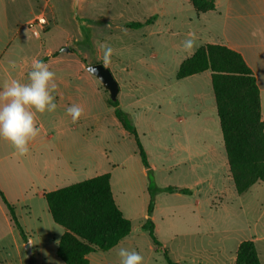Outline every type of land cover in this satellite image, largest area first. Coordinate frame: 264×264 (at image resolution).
I'll list each match as a JSON object with an SVG mask.
<instances>
[{"label": "rangeland", "instance_id": "rangeland-1", "mask_svg": "<svg viewBox=\"0 0 264 264\" xmlns=\"http://www.w3.org/2000/svg\"><path fill=\"white\" fill-rule=\"evenodd\" d=\"M68 5L67 0H0V67L3 64L5 68H0V87L7 83V71L14 77L18 73L20 81L27 82V65L34 58L58 62L50 70L56 76H66L68 81L66 94L58 97L54 93L56 111L38 114L37 121L40 135L45 129L55 133L50 132L54 124L65 127L60 136L67 144L62 179L48 181L45 177L48 174L43 163L50 150L47 143L30 148L27 156L16 154L13 159L3 160L0 190L15 207L28 242L11 223L0 197L1 260L9 264H64L56 250L65 230L53 221L44 194L109 172L120 207L132 223V233L110 251L91 254V264H120V247L135 249L144 257L143 264H167L163 252L157 250L143 228L151 191L165 186L186 187L194 192L186 200L166 199L164 192L154 196L159 206L154 214L155 234L170 258L182 264H230L228 252L233 245L226 242L221 231L235 229L238 239H249L251 234L264 236V183L238 195L228 181L231 176L225 172V163L207 158L205 164L177 166L178 159L170 150L177 136L171 125L170 117L176 109L171 101L176 104L177 96L186 93L192 103L190 87L176 77L181 61L189 56L182 42L195 32H201L202 44L222 38L223 32H203L207 23L209 26L215 21L211 19L214 16L198 14L190 0H86L83 13L104 22L95 27L93 59L89 49L79 44L80 38L67 16ZM38 15L44 16L48 24L36 37L29 25ZM148 20L151 23L140 29L127 27L130 22ZM263 23L249 22L251 27ZM101 43L115 50L107 68L119 83L122 111L132 120L145 150L151 153L155 168L147 174L134 137L122 127L115 108L107 104L109 91L88 71L93 64H103L98 50ZM66 47L71 51L63 52ZM258 59L256 65L262 61ZM10 62H15V68ZM256 71L264 86V65L256 66ZM73 103L85 109L77 123H72L65 111ZM191 136L193 142L200 138L208 141L215 134L207 131ZM219 137L222 142L221 130ZM33 156L40 173H34L33 166L28 165ZM18 157L24 161L19 167L13 162ZM6 166L13 169L8 171ZM199 179L205 180L199 186L202 189L196 185ZM29 239L33 241L30 251ZM258 246L264 264V241Z\"/></svg>", "mask_w": 264, "mask_h": 264}, {"label": "trees", "instance_id": "trees-1", "mask_svg": "<svg viewBox=\"0 0 264 264\" xmlns=\"http://www.w3.org/2000/svg\"><path fill=\"white\" fill-rule=\"evenodd\" d=\"M198 14L216 9V0H190ZM130 22L127 27L140 29L150 24ZM211 72V83L220 120L230 176L238 195L254 185L264 183V119L261 92L254 71L237 51L220 44H205L185 59L177 72L181 80ZM122 127L134 137L142 163L150 169L147 153L136 127L120 108L119 101L109 99ZM150 172V170L148 171ZM158 192L191 195L190 189L175 186L151 191L148 219L143 228L149 232L157 250L163 252L167 264L174 262L155 234L150 216L154 210V196ZM0 197L9 213L10 221L20 232L24 242L28 237L21 226L15 207L0 190ZM53 221L64 228L56 254L64 264H90L89 256L97 251H110L132 232V223L117 205L109 173L99 175L44 194ZM0 264L4 263L0 258ZM235 264H262L253 240L243 241L237 250Z\"/></svg>", "mask_w": 264, "mask_h": 264}, {"label": "crops", "instance_id": "crops-1", "mask_svg": "<svg viewBox=\"0 0 264 264\" xmlns=\"http://www.w3.org/2000/svg\"><path fill=\"white\" fill-rule=\"evenodd\" d=\"M204 15L214 16L211 19H214L215 21H211L213 24L210 22L209 26L207 23L205 27V31L203 32H209V34L211 32H223V35L221 36L222 38L217 39V41H207V43L202 44L201 40H204V39L200 38L201 32H195L194 35L196 37V41L199 40L201 42L200 44L198 43L197 44L199 45V47L205 44L225 45L239 52L244 57L245 61L254 71V74L257 78V83L259 85L260 92H261L262 115L264 119V86L261 85V77L256 71V66L261 67L264 65V62H263L264 61V25L262 26L260 25L256 27L257 25L253 24V27H251V25L249 24V22H257V21L264 22V0H216V9L214 11L204 13ZM191 55L192 54H189L188 57H190ZM188 57H186L185 59H187ZM258 58H260V61L261 60L262 61L259 63V65H256L255 63L257 60H259ZM183 61H181V63ZM45 63H47L50 68L53 67L54 65L59 64L56 61L54 62V61H49V60L45 61ZM30 65L31 64L29 62V65L27 66H30ZM1 66L2 68L1 67L0 68L2 69V71H4L5 69L4 65L1 64ZM24 74L26 73L24 72ZM6 75L8 77L7 82H9L13 78L20 80L18 73H17V77H14V73H11L8 71L6 72ZM56 81L58 84V88L55 94L58 97H62V95L66 94V86L68 82L67 77L66 76H63V77L56 76ZM181 81L185 82L187 86L190 87V90L192 91V95H191L192 103L190 104V99L188 98L189 96H187L186 93H184L183 95L180 93L177 96V99L175 101L176 104H174L173 100L171 101V105L176 107V109L172 112V115L170 117L171 125L173 127L174 133H176L177 136L174 139V142H175L174 147L171 148L170 150L172 151V154L176 156L178 159L177 166H180L182 164H192V165H196V164L200 165L201 163L205 164L206 159L208 158L210 160L212 159L215 160V163L217 164L225 163L224 164L225 172H227L230 175L227 155H226L225 146L223 142V135H222V142L219 137V131L221 130V126H220V120L218 117L215 96H213L214 92H212L213 88L211 89L212 87L211 72L206 71L198 75H194V76L181 79ZM205 85H207L208 87H207V90L206 89L204 90V92L206 91V93L204 94L202 93V91ZM184 90H187V89H184ZM205 97H206L207 102L205 100ZM57 101L59 100L57 99ZM203 103H207L208 106L203 105ZM63 128L65 129V127H63L62 125L57 126L54 124L53 129L50 130V132H55L56 134L55 133L49 134L48 132L49 129L48 130L45 129L44 130L45 132L39 136L38 141L33 140L29 144V148H35L37 146L39 147L44 143L48 144L47 148L50 149L49 154H48L47 159L43 163L45 166V171L48 174L45 176L48 179V181H57V180L62 179L61 173L64 171V163H65V159H64L65 151L64 150L66 149V145H67L66 143L62 141V137H60L62 133H64ZM207 131L209 133L215 134V137H213L214 139L205 141V140H201L200 138L198 141H195V142L191 140V137H192L191 134L193 133L201 134V132L206 133ZM221 134H222V131H221ZM53 139L54 140L56 139L55 143L50 144V142ZM4 152H7L6 154L8 155H5L4 157L0 156V169H3V160H9L5 157H9L13 159L15 158V155H16L14 148L8 142L4 141L3 139H0V154L1 153L3 154ZM146 153H147L148 162L150 165L149 170L153 171L155 167L153 166L150 160L151 153L149 154L147 151ZM15 161L13 160V162L18 167L20 165H24V161L22 160L19 161V157L15 159ZM28 165L33 166L31 168V171L33 170L34 173H37V172L40 173L39 171L40 169L37 165L35 156L31 158ZM6 169L8 170V166H6ZM11 169L13 168H9L8 171H10ZM149 170L144 167L145 174H147ZM106 173H109V172H105L103 174H106ZM199 180L200 181L196 185L199 189H202L199 186L204 184L205 180H201V179ZM228 181L230 182L231 186L234 188L233 191L237 194L231 177L228 178ZM260 184L254 185L246 193H248L249 191L254 189L255 186L260 185ZM111 187H112L114 199L117 205L119 206V208L121 209L120 204L115 195L112 177H111ZM165 187H162V188H165ZM0 188H1V185H0ZM179 188H182V187H179ZM183 189H190V188L184 187ZM164 193L167 194L166 199H170V200L175 199V198L186 200L187 198H189V195H183L180 193H167V192H164ZM193 193L194 192L192 191V194H191L192 196H193ZM199 201L201 200L198 199V202ZM224 202L225 201L223 199L221 204H223ZM197 209H199V207H197ZM158 210H159V206H157L156 204L150 216L153 223L155 221L154 214H156ZM123 214L125 216L124 212ZM146 219H148V206L146 208ZM155 229H156V225H155ZM221 233L224 234L223 238H225L226 242L229 241L231 245H233V247L229 249V252H228V254H230V257H229L230 264H235L238 247L243 241H247V240H253L255 242L258 253H259V257L262 263L258 245L262 241H264V236L259 237V236L251 234L249 239H245V238L238 239V231L232 228L222 229ZM129 236L123 239L118 244V246L124 243V241H126V239H128ZM29 243H30V248H31V244L33 243V241L29 239ZM3 262L6 264H9L5 260H3ZM175 262L182 264V261L179 259Z\"/></svg>", "mask_w": 264, "mask_h": 264}, {"label": "clouds", "instance_id": "clouds-1", "mask_svg": "<svg viewBox=\"0 0 264 264\" xmlns=\"http://www.w3.org/2000/svg\"><path fill=\"white\" fill-rule=\"evenodd\" d=\"M199 47L196 37L190 33L182 42L186 53L194 54ZM103 65L111 64L115 50L106 43L98 45ZM15 68V62H10ZM90 72L95 68L89 66ZM58 84L56 73L43 60L34 58L27 73V82L11 79L0 87V139L8 142L18 156L29 155V144L41 132L38 126V114L53 113L57 109L56 97ZM66 114L71 117L72 123H77L85 114L82 105L73 103L67 106ZM120 264H143L144 257L135 249L120 247L117 252Z\"/></svg>", "mask_w": 264, "mask_h": 264}, {"label": "water", "instance_id": "water-1", "mask_svg": "<svg viewBox=\"0 0 264 264\" xmlns=\"http://www.w3.org/2000/svg\"><path fill=\"white\" fill-rule=\"evenodd\" d=\"M86 0H67V16L73 28L76 30L80 40L79 44L89 49L92 53L93 59L96 57V48L94 46L93 38L95 27L102 25V20L93 19L83 13L84 2ZM63 52H70V48L66 47ZM91 67L95 68V73L89 72L94 75L110 93V99L112 101L118 100L119 83L111 73L110 69L103 64H93ZM89 69V67H88ZM28 251H30V244L27 245Z\"/></svg>", "mask_w": 264, "mask_h": 264}, {"label": "built area", "instance_id": "built-area-1", "mask_svg": "<svg viewBox=\"0 0 264 264\" xmlns=\"http://www.w3.org/2000/svg\"><path fill=\"white\" fill-rule=\"evenodd\" d=\"M47 21L44 16H38L30 25L29 27L32 28L33 33L36 37H38L39 33L44 32Z\"/></svg>", "mask_w": 264, "mask_h": 264}]
</instances>
